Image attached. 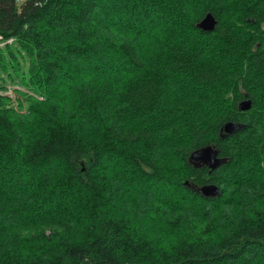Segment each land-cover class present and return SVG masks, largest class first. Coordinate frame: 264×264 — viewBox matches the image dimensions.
Listing matches in <instances>:
<instances>
[{
	"label": "trees",
	"instance_id": "obj_1",
	"mask_svg": "<svg viewBox=\"0 0 264 264\" xmlns=\"http://www.w3.org/2000/svg\"><path fill=\"white\" fill-rule=\"evenodd\" d=\"M0 36V264H264V0H0Z\"/></svg>",
	"mask_w": 264,
	"mask_h": 264
},
{
	"label": "water",
	"instance_id": "obj_2",
	"mask_svg": "<svg viewBox=\"0 0 264 264\" xmlns=\"http://www.w3.org/2000/svg\"><path fill=\"white\" fill-rule=\"evenodd\" d=\"M215 23V17L210 12H207L197 23V27L202 31H212L215 27ZM250 106L251 102L249 99H244L239 102L240 110H248ZM241 126V123L236 124L232 121L226 122L220 129L221 138H225L226 136L233 134L236 129L240 128ZM223 161V159L218 158L217 151L211 145L197 149L190 155V162L193 163L194 166L206 165L211 169H215ZM199 191L204 196L214 197L219 193V188L214 184H206L201 186Z\"/></svg>",
	"mask_w": 264,
	"mask_h": 264
},
{
	"label": "built area",
	"instance_id": "obj_3",
	"mask_svg": "<svg viewBox=\"0 0 264 264\" xmlns=\"http://www.w3.org/2000/svg\"><path fill=\"white\" fill-rule=\"evenodd\" d=\"M11 41H12V39L10 38L6 42H11ZM4 43H5V41H3L2 36H0V45H2ZM17 89H19V87L13 86L10 84H6L5 89L0 90V95H8L9 97H11L12 100H14Z\"/></svg>",
	"mask_w": 264,
	"mask_h": 264
},
{
	"label": "rangeland",
	"instance_id": "obj_4",
	"mask_svg": "<svg viewBox=\"0 0 264 264\" xmlns=\"http://www.w3.org/2000/svg\"><path fill=\"white\" fill-rule=\"evenodd\" d=\"M10 85H13V86H17V87H19V89H17V90H22L23 88L22 87H20L19 85H17V84H11V83H9ZM0 85H4V83L2 82V80H0ZM0 90H1V88H0ZM13 103V102H12ZM11 103V104H12Z\"/></svg>",
	"mask_w": 264,
	"mask_h": 264
},
{
	"label": "bare ground",
	"instance_id": "obj_5",
	"mask_svg": "<svg viewBox=\"0 0 264 264\" xmlns=\"http://www.w3.org/2000/svg\"><path fill=\"white\" fill-rule=\"evenodd\" d=\"M193 152H194V151H193ZM193 152H192V153H193ZM189 159H190V158H189Z\"/></svg>",
	"mask_w": 264,
	"mask_h": 264
}]
</instances>
